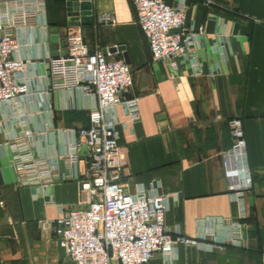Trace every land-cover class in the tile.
Returning <instances> with one entry per match:
<instances>
[{"label":"crops","instance_id":"crops-1","mask_svg":"<svg viewBox=\"0 0 264 264\" xmlns=\"http://www.w3.org/2000/svg\"><path fill=\"white\" fill-rule=\"evenodd\" d=\"M163 1L183 4L185 28L202 30L193 47L198 75L187 63L171 71L152 61L131 0H91L93 24L79 26L90 51L115 48L108 59L126 57L132 94L139 98L135 124L122 105L112 111L126 156L122 183L129 194L155 186L171 195L164 224L172 236L237 237L240 247L206 252L177 244L170 263L156 253L149 264H264V0ZM101 13H110L116 25L98 24ZM75 28L67 24L65 0H44L36 24L15 32L16 56L27 62L20 76L33 94L22 103V120L0 104V264H75L59 248L49 222L58 207L76 208V184L18 186L9 150L26 137L34 156L58 161L56 174L67 173L59 157L79 141L76 131L88 126L95 98L61 87L48 75L47 61L65 54V38ZM231 118L241 120L252 180L242 196L243 219L222 167L221 153L232 145ZM83 170L79 164L76 172ZM229 223H240V232Z\"/></svg>","mask_w":264,"mask_h":264},{"label":"built area","instance_id":"built-area-1","mask_svg":"<svg viewBox=\"0 0 264 264\" xmlns=\"http://www.w3.org/2000/svg\"><path fill=\"white\" fill-rule=\"evenodd\" d=\"M131 2L152 61L165 63L171 71L187 63L193 75L201 73L193 47L202 30L185 28V6L172 7L163 0ZM43 8L44 0H0V104L20 120L22 103L33 92L27 79L20 76L27 62L16 56L15 32L33 27ZM97 23L114 26L116 20L110 13H101ZM65 48V54L48 58V75L59 80L61 87H77L95 98L88 111V126L76 131L79 141L59 157L67 173L56 174L58 161L34 156L28 138L22 136L9 144L18 186L46 189L66 181L77 186L76 208L58 207V216L49 222L65 257L75 264H149L156 253H161L170 263L177 244L206 252L222 250L226 245L240 247L237 237L218 240L210 234L206 240L202 235L186 237L178 231L172 236L164 224L171 195L159 193L155 186L147 191L137 187L135 194L125 190L126 156L117 143L112 111L122 105L130 124L140 118L130 67L122 59H108V51H90L79 26L66 36ZM227 125L232 145L221 153L223 174L243 219L242 196L252 187L246 142L240 119L231 118ZM81 147L85 152L79 156ZM79 164L84 166L80 174L76 172ZM230 227L238 234L241 224L231 223Z\"/></svg>","mask_w":264,"mask_h":264},{"label":"water","instance_id":"water-1","mask_svg":"<svg viewBox=\"0 0 264 264\" xmlns=\"http://www.w3.org/2000/svg\"><path fill=\"white\" fill-rule=\"evenodd\" d=\"M66 17L68 26H88L93 24V17L91 15V0H65ZM179 30H171V33L178 32ZM116 49H108V52H114ZM120 50V47L117 48ZM106 53V50H103ZM125 63L128 60L124 57ZM85 149H81V154Z\"/></svg>","mask_w":264,"mask_h":264}]
</instances>
